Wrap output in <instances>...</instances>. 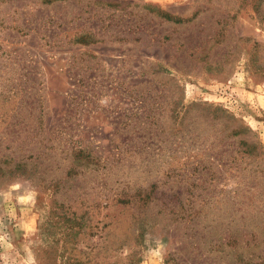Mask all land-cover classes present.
Segmentation results:
<instances>
[{"label":"rangeland","instance_id":"rangeland-1","mask_svg":"<svg viewBox=\"0 0 264 264\" xmlns=\"http://www.w3.org/2000/svg\"><path fill=\"white\" fill-rule=\"evenodd\" d=\"M262 248L264 0H0V264Z\"/></svg>","mask_w":264,"mask_h":264},{"label":"trees","instance_id":"trees-1","mask_svg":"<svg viewBox=\"0 0 264 264\" xmlns=\"http://www.w3.org/2000/svg\"><path fill=\"white\" fill-rule=\"evenodd\" d=\"M139 104H143V100H139V102H138ZM139 108L140 109H142L143 107H141V106H139ZM150 111L151 110H148V116H149V114H150ZM145 115H146V113H145ZM254 256H253V258L256 256V254H253ZM252 258V259H253ZM256 259H258L259 261L258 262H255V263H253V264H264V248H262V249H259V252H258V255L256 256Z\"/></svg>","mask_w":264,"mask_h":264}]
</instances>
